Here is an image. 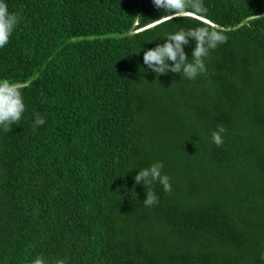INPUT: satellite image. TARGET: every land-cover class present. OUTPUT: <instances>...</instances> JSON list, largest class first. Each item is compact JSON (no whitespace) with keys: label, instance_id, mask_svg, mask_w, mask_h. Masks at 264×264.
Returning a JSON list of instances; mask_svg holds the SVG:
<instances>
[{"label":"trees","instance_id":"trees-1","mask_svg":"<svg viewBox=\"0 0 264 264\" xmlns=\"http://www.w3.org/2000/svg\"><path fill=\"white\" fill-rule=\"evenodd\" d=\"M5 2L19 23L0 79L26 110L0 127V264H264V0L183 17L152 0ZM208 24L227 42L195 80L144 64L167 34ZM155 162L171 192L154 182L146 207L134 177Z\"/></svg>","mask_w":264,"mask_h":264},{"label":"clouds","instance_id":"clouds-1","mask_svg":"<svg viewBox=\"0 0 264 264\" xmlns=\"http://www.w3.org/2000/svg\"><path fill=\"white\" fill-rule=\"evenodd\" d=\"M152 2L157 9H163L169 16L183 17L207 13L203 0H152ZM18 23V15L9 12L5 0H0V48L9 43ZM165 38L164 43L144 51V64L158 76L173 72L181 73L183 78L190 80H195L200 74L207 72L204 58L209 55L210 50L227 42V36L213 24L187 30L181 29L175 33L167 34ZM190 38L196 42L191 59L185 52V45L189 44ZM25 110L26 106L20 85L8 79H0V127L3 128V131L10 132L12 125L19 124ZM45 122L43 116L35 113L33 131L35 132L36 128ZM225 132L226 129L223 125L218 126V129L212 132V141L216 146L223 144L222 134ZM163 167L162 162H155L150 167L139 170L134 177L136 184L142 183L148 189L144 200L146 207H152L159 203L156 193L150 188L154 182H159L164 191L171 192L170 178L168 175L162 174ZM32 264H45V261L43 257H37L32 261ZM55 264H65V261L60 259Z\"/></svg>","mask_w":264,"mask_h":264},{"label":"water","instance_id":"water-1","mask_svg":"<svg viewBox=\"0 0 264 264\" xmlns=\"http://www.w3.org/2000/svg\"><path fill=\"white\" fill-rule=\"evenodd\" d=\"M193 16H195V15H193ZM206 21H208V20H206Z\"/></svg>","mask_w":264,"mask_h":264}]
</instances>
